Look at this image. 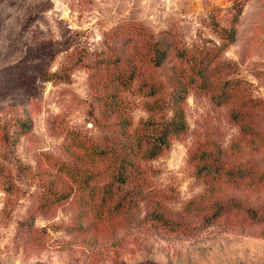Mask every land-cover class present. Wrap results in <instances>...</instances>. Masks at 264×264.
<instances>
[{
    "label": "rangeland",
    "instance_id": "obj_1",
    "mask_svg": "<svg viewBox=\"0 0 264 264\" xmlns=\"http://www.w3.org/2000/svg\"><path fill=\"white\" fill-rule=\"evenodd\" d=\"M128 36L207 80L162 101L188 65L130 79ZM175 107L184 132L117 182L112 139ZM105 186L143 194L108 215ZM0 264H264V0H0Z\"/></svg>",
    "mask_w": 264,
    "mask_h": 264
},
{
    "label": "trees",
    "instance_id": "obj_2",
    "mask_svg": "<svg viewBox=\"0 0 264 264\" xmlns=\"http://www.w3.org/2000/svg\"><path fill=\"white\" fill-rule=\"evenodd\" d=\"M141 32L140 29H137ZM127 32V31H126ZM129 34V31H128ZM129 45L133 46L134 54L132 57L125 60L127 69L125 72L129 73L130 79H134L141 67L148 60V64L152 67H162L168 61L174 53V57H177L181 62H185L188 65L187 69L183 70H174L172 79H169V84L171 85L172 90H165V97L162 101H167L169 98L172 99L174 104H179L183 97L186 96L188 88L193 84L197 83L199 80L206 81L204 79L208 77V71L204 67H209L208 63L205 62L204 57L201 62L197 63V60L191 55L190 51L184 47H181L179 43L171 44L168 41L163 42V47L158 49L157 45H152L148 41L136 40L132 36H128L127 39L121 43V47H128ZM147 50V51H145ZM150 53V56L146 57V54ZM149 58V59H148ZM115 63H117L115 61ZM167 84H164L165 89ZM168 90V88H167ZM150 93L154 96L156 95V90L152 89ZM185 95V96H184ZM170 106V103H165V105ZM174 106V105H173ZM175 107L173 110V116L171 118L166 117L163 124L161 135L157 138H143L140 135H137L138 132L133 134H124L120 133V138L112 139L110 151L107 153L114 154L117 159V163L114 169V173L117 179V182L126 184L129 180H136L142 174L144 175L145 171L142 170V166L139 161L143 160H153L158 157L166 148L170 145V140L172 137H179L185 130L186 125L184 122V114ZM167 116V115H166ZM121 137H124L123 139ZM134 196L128 200L129 194H124L125 189H112L109 187H104L100 191L103 204L113 202L118 200L116 206L107 211L108 215H120L124 210L130 208L132 203L137 200V197H140L143 193V190H139L138 187L135 188ZM150 193L147 194L149 197Z\"/></svg>",
    "mask_w": 264,
    "mask_h": 264
}]
</instances>
